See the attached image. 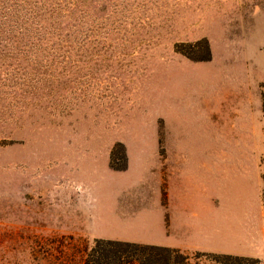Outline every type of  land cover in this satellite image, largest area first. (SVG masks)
I'll list each match as a JSON object with an SVG mask.
<instances>
[{"label": "rangeland", "instance_id": "rangeland-1", "mask_svg": "<svg viewBox=\"0 0 264 264\" xmlns=\"http://www.w3.org/2000/svg\"><path fill=\"white\" fill-rule=\"evenodd\" d=\"M120 166L175 176L200 248L168 264H264V0H0V264L148 244L105 219L106 187L141 183Z\"/></svg>", "mask_w": 264, "mask_h": 264}, {"label": "crops", "instance_id": "crops-1", "mask_svg": "<svg viewBox=\"0 0 264 264\" xmlns=\"http://www.w3.org/2000/svg\"><path fill=\"white\" fill-rule=\"evenodd\" d=\"M146 167L147 169L145 166H126L125 170L118 171L126 172L128 170L129 179H132L134 172L139 174L137 180H140L141 183L136 185L130 183L126 186L124 183H120L119 186H116L117 188L106 187L103 193L112 196L106 197L101 205L102 208L108 209L110 212L103 211L100 207L101 211L106 212L105 219L113 220V224L120 228L117 232L119 234H138L146 231L154 235L152 238L140 240L143 243L180 250L199 247L193 243H182L176 239V235L179 234V232L176 234V230H183L185 235L188 230L183 229L185 225L181 221H177L178 217L172 213V205L177 202L176 199L181 197L179 190L171 186L174 174L169 169L161 170L157 166L155 169H150L151 166ZM131 169L132 171H130ZM173 172L176 173V171ZM178 174L179 172H177ZM145 204L148 205L145 206ZM131 228L143 230H131ZM206 234L208 233L206 232Z\"/></svg>", "mask_w": 264, "mask_h": 264}, {"label": "trees", "instance_id": "trees-1", "mask_svg": "<svg viewBox=\"0 0 264 264\" xmlns=\"http://www.w3.org/2000/svg\"><path fill=\"white\" fill-rule=\"evenodd\" d=\"M125 166H120L118 169H123ZM103 242L105 245H107V248L104 249L103 254L99 257L100 260L106 261L104 264H109V260L112 258V260L119 261L122 264V260L124 257H132V254L128 251L129 249L134 254L137 252L136 250H160L166 253L164 257L161 259L157 258L158 263L160 264H168L171 253L177 254L179 257H183V253H181L176 248H170L165 246H155V245H148V244H139L135 242H128V241H120V240H104L101 239L100 241H97V243ZM94 250V247L92 248ZM111 253V254H110ZM130 253V254H128ZM110 254V255H109ZM140 259V258H139ZM126 263H130L129 260H127Z\"/></svg>", "mask_w": 264, "mask_h": 264}, {"label": "bare ground", "instance_id": "bare-ground-1", "mask_svg": "<svg viewBox=\"0 0 264 264\" xmlns=\"http://www.w3.org/2000/svg\"><path fill=\"white\" fill-rule=\"evenodd\" d=\"M233 133H234V132H230L231 135H234Z\"/></svg>", "mask_w": 264, "mask_h": 264}]
</instances>
